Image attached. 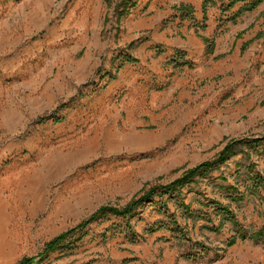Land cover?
Returning <instances> with one entry per match:
<instances>
[{"label":"rangeland","instance_id":"rangeland-1","mask_svg":"<svg viewBox=\"0 0 264 264\" xmlns=\"http://www.w3.org/2000/svg\"><path fill=\"white\" fill-rule=\"evenodd\" d=\"M203 1L139 0L117 28L115 20L104 27V0H0V264H264L261 243L227 246L228 224L215 234L200 220L186 246L166 230L148 235L167 222L151 203L42 255L100 207H123L141 189L174 181L230 140L264 136V0L219 30L229 14L210 9L202 31L193 25ZM180 4L195 8L193 21H180ZM201 37L214 39L212 55ZM181 54L192 68L174 66ZM127 55L137 62L118 70ZM251 155L264 175V155ZM242 157L184 190L202 219L219 223L205 199L228 205L219 177L232 182ZM231 209L247 230L264 226V201L248 197ZM170 213L179 215L172 203Z\"/></svg>","mask_w":264,"mask_h":264},{"label":"trees","instance_id":"trees-1","mask_svg":"<svg viewBox=\"0 0 264 264\" xmlns=\"http://www.w3.org/2000/svg\"><path fill=\"white\" fill-rule=\"evenodd\" d=\"M139 0H104L107 8V12L104 18V27H107L111 21L115 20L117 28H119L121 20L126 18L132 9H135ZM263 0H204L201 5L202 11V23H197L193 27H199L202 31L207 28L208 11L210 9H217L221 15L229 14V16L221 21L218 27L221 28L227 24L235 25L237 21L245 14H250L256 11ZM236 9V10H235ZM176 14L179 15L180 21H193L196 14V10L191 5L180 4L178 7H173ZM235 10V11H234ZM110 15V16H109ZM262 34L244 44L241 51L244 52L248 46L254 42ZM204 46L205 53L212 55L215 50L214 39L201 37ZM137 61L131 56L123 57L119 69L124 64H133ZM174 66L177 67H189L192 68V63L184 59L183 54L178 55L173 60ZM47 117H44V119ZM251 152L258 155H264V136L259 138H239L228 141L224 147L217 153L212 160H207L198 166L188 169L179 178L167 184H154L148 188L141 189V191L133 196L123 207L115 206H102L95 211L88 219L81 222L75 228L64 232L51 241H49L44 248L42 255L54 253L65 246H72L80 241L84 236L85 229L94 222L101 219H105L110 216L129 220L131 216L141 207L147 203L155 204L159 206V213L167 219L166 223L153 224L146 228L148 235H153L160 230H166L175 236L179 245L186 246L187 242H191L189 237V228L193 229L200 220H206L208 225H203L202 228L208 232L220 234L225 226L228 224L231 226L233 236L227 242L228 247L236 245L239 241H253L261 243L264 246V226L255 230L249 231L243 227L237 218L234 210L231 209L232 205H240L246 198L253 197L258 198L262 202L264 201V175L257 170V163L251 162ZM243 155L242 160L246 161L242 170L236 172V177H233V181L229 182L224 176L219 177V180L223 182L222 185H218L220 195L226 198L229 203L224 205L218 199L207 200L216 212L215 216L220 215L219 223L214 225L211 220L212 214H207V219H202L204 215L202 211L193 210L192 203H188L184 197V190L193 185L198 187L202 180L208 179L214 173L220 171L227 162L231 159ZM156 199V200H155ZM170 203L179 212L180 217L177 214L170 213ZM204 205V203H201ZM207 207H209L207 205ZM126 231L133 238L132 242L136 241V234L131 224L126 222ZM112 230V229H109ZM201 248V254H209L211 249L208 246L197 244ZM186 259H192L189 255ZM16 264H36L35 258L26 257Z\"/></svg>","mask_w":264,"mask_h":264}]
</instances>
